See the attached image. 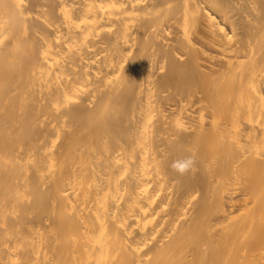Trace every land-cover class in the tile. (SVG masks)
Masks as SVG:
<instances>
[{
	"label": "bare ground",
	"instance_id": "obj_1",
	"mask_svg": "<svg viewBox=\"0 0 264 264\" xmlns=\"http://www.w3.org/2000/svg\"><path fill=\"white\" fill-rule=\"evenodd\" d=\"M0 264H264V0H0Z\"/></svg>",
	"mask_w": 264,
	"mask_h": 264
},
{
	"label": "clouds",
	"instance_id": "obj_2",
	"mask_svg": "<svg viewBox=\"0 0 264 264\" xmlns=\"http://www.w3.org/2000/svg\"><path fill=\"white\" fill-rule=\"evenodd\" d=\"M193 165L194 159L191 156H188L180 160L173 161L171 167L175 172L183 175L189 172L192 169Z\"/></svg>",
	"mask_w": 264,
	"mask_h": 264
}]
</instances>
